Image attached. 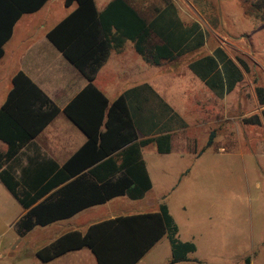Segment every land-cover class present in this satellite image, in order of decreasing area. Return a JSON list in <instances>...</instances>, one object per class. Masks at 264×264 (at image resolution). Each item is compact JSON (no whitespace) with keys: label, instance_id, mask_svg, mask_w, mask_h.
Returning a JSON list of instances; mask_svg holds the SVG:
<instances>
[{"label":"trees","instance_id":"obj_1","mask_svg":"<svg viewBox=\"0 0 264 264\" xmlns=\"http://www.w3.org/2000/svg\"><path fill=\"white\" fill-rule=\"evenodd\" d=\"M48 1L0 0V59L4 56V45L13 36L17 22L24 15L39 11ZM73 2L78 3V8L49 31L47 36L89 82L64 110L68 118L87 135L88 141L65 164L61 181L76 177L74 186L78 187L79 182L87 179L84 173L87 171L97 183L90 181L83 184L84 191L91 198L62 212L64 204L57 200L38 203L55 185L27 190L9 169L10 162L60 112L56 104L26 74H16L13 88L0 109V140L8 146L6 152L0 150V180L13 197L25 209H29L16 226L21 237L36 226L44 227L64 220L87 207L106 203L118 196L127 195L132 199L144 197L153 185L142 149L155 144L160 154L172 151V136L169 134L139 141V118L144 109L141 98L146 93L148 101V93L152 92L150 86L129 90L110 103L94 85V81L107 61L110 50L122 48L126 40L134 42L137 53L153 65L183 56L191 50L190 47H182L186 44L187 29L185 32L180 31L181 23L177 17L173 19L171 27H162L160 31L155 25L148 24L126 0H113L102 12H98L94 0H66L67 5ZM168 7L176 17L175 6L170 4ZM168 30L170 41L165 36ZM154 33L168 41L153 45ZM203 37L202 32L198 33L196 47L203 45ZM171 44L183 49L177 51ZM191 68L219 97L230 93L242 80V75L232 64L220 69L217 59L213 57L198 60ZM257 93L260 104L264 105V90L258 88ZM176 116L174 114L173 118ZM179 121L180 127L184 128L186 123L180 117ZM246 122L262 123L258 116L246 119ZM213 139L214 133L206 148L212 146ZM65 191H61L64 196L67 195ZM165 236L172 249L171 264L191 261L189 255L195 253L197 247L194 243L179 239L178 224L166 203L160 205L158 213L120 217L95 224L85 233H67L38 250L36 255L47 263L68 252L88 248L98 264H136ZM251 263V257L244 259V264Z\"/></svg>","mask_w":264,"mask_h":264},{"label":"crops","instance_id":"obj_2","mask_svg":"<svg viewBox=\"0 0 264 264\" xmlns=\"http://www.w3.org/2000/svg\"><path fill=\"white\" fill-rule=\"evenodd\" d=\"M94 1L98 12H102L113 0ZM126 1L148 24L155 25L156 29L160 31H162V27H171L173 19L177 18V14L175 17L173 10L168 7L172 4L171 0H167L168 2L165 0ZM222 2L224 13L220 15V25L224 28H233L231 34L235 35L236 40L239 41L244 37L242 36V27L246 24L245 20H249L253 26L264 25V0H222ZM77 8V2L67 5L66 0H49L39 11L24 15L17 22L13 36L4 45V56L0 59V109L13 88V78L19 72L26 74L60 109L59 114L22 149L19 156L10 162L8 167L27 190L34 188L39 190L49 184L55 185L38 203L46 202L47 200L56 202L57 200L64 204L62 212L73 209L77 204L91 198L84 191L85 185L83 184H87L90 181L97 183V180L87 171L84 172L87 179L79 182L78 187L74 186L76 177L61 181L65 164L88 141L87 135L68 118L64 110L87 87L89 82L82 72L49 40L47 34ZM175 10L177 12L176 6ZM165 12L167 13L162 17ZM25 19V24L22 25ZM186 25V44L182 47L187 46L191 50L183 56L173 61L162 60L159 65H153L146 62L137 53L134 42L126 40L122 48H112L110 50L107 61L99 70L94 81V85L106 96L110 103H113L129 90L146 85L152 89V92L148 93V101L146 100V93H143L141 98L144 109L141 114L142 117L139 118L141 127L139 141L165 134L172 136V151L168 154H160L155 144H150L142 149L146 169L153 185L152 190L140 199H132L124 195L112 198L103 204L87 207L64 220L56 221L44 227L36 226L33 230L27 232L24 237L18 235L16 226L28 213L29 209H25L13 197L14 201L10 203V210L6 213L0 211V221L3 219L6 222L4 226L10 224V228L15 232V236L10 240L6 239L8 230L4 229L0 233V253L3 254V251H6V255L3 254L1 256L0 254V260L6 258V261H2L3 263L0 261V264H15L16 260L20 261L25 258L29 259L27 264H98L94 254L88 248L68 252L47 263L42 262L36 253L67 233L75 231L85 233L91 226L104 221L159 212V207L162 203H165L164 199L166 196H155V164L151 159L160 156L165 159L172 156L182 158L174 148V138L180 130L191 127L189 112L186 115L184 113L185 117H183L174 106V100L178 95V82L181 81L180 75L183 74L184 78L188 75V82L190 83L186 92H184L186 95V106L190 107L193 113L201 112L203 116L217 114L218 120L221 121L227 118V103L225 101L227 96L238 88L244 79L245 71L247 72L249 69L248 64L242 57L232 56L222 45H216L212 48L209 45V41H212V36L206 34L204 26L200 25L199 22L192 19ZM200 32L204 34L203 45L196 47V38H198V33ZM257 33L258 31L251 33V38L252 42L256 44V52H259L260 43L258 44V42H262V39L256 35ZM165 36L170 41V30L167 31ZM166 39L154 33L152 44L162 45L165 41H168ZM171 46L177 51L183 49L179 45L171 44ZM238 51L240 50L238 49ZM257 55L264 56V50H261ZM184 57H186V66H180ZM206 57L217 59L220 69H223L227 64H232L234 69L242 75V80L235 85L230 93L225 94L223 97H219L211 90L191 68V65L196 61ZM257 67H259V64H257ZM258 88L264 90L263 87L256 86L257 97ZM138 101L140 102L141 100L139 99ZM261 107L263 108L262 114H264V105H261ZM174 114L178 116L173 118ZM256 116L260 117L255 115L245 118L244 123L258 126V124L246 122V119H252ZM156 117H158L157 120ZM179 117L186 123L184 128L180 127ZM260 119L263 123L264 120L261 117ZM213 120L215 121V118H212ZM206 146L201 150L197 158L201 157L207 149L212 147L206 148ZM0 150L3 152L8 150L7 144L2 140H0ZM191 167L182 172L179 182L190 174ZM66 174L69 173L66 172ZM63 190H67L65 191L67 195H63L61 192ZM1 194L7 195L11 193L0 180ZM179 239L183 242L194 243L181 238L180 227ZM161 249L169 250L164 264H171L172 249L166 236L161 238L136 264H145ZM192 254L189 255L191 260L189 263L195 262V259H191ZM183 263L188 262L178 264Z\"/></svg>","mask_w":264,"mask_h":264},{"label":"rangeland","instance_id":"obj_3","mask_svg":"<svg viewBox=\"0 0 264 264\" xmlns=\"http://www.w3.org/2000/svg\"><path fill=\"white\" fill-rule=\"evenodd\" d=\"M171 1L177 8L181 32L194 19L212 36V48L222 45L232 56L242 57L249 69L238 88L227 96V118L221 121L217 114L203 116L186 106L184 92L190 83L188 75H180L174 106L183 117L189 112L191 127L180 130L174 138V148L182 158L151 159L155 164V196H166L164 202L180 227L181 238L197 245L191 256L195 262L183 264H244L246 257H251L253 264H264V121L258 126L244 123L245 118L255 115L264 120L255 92L256 86L264 88V56L257 55L264 50V25L253 26L245 20L244 37L238 41L231 34L233 28L220 25L222 0ZM256 31L262 39L259 52L251 38ZM185 61L186 57L180 66H186ZM212 132V147L197 158ZM190 167V174L179 182L182 172ZM11 201V194H1L0 211L10 210ZM5 224L2 219L0 233L8 230L6 239L10 240L15 232ZM168 253V249H161L145 264H164ZM27 260H16L15 264H27Z\"/></svg>","mask_w":264,"mask_h":264}]
</instances>
